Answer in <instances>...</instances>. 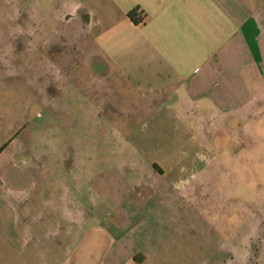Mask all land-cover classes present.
<instances>
[{
    "label": "rangeland",
    "instance_id": "obj_1",
    "mask_svg": "<svg viewBox=\"0 0 264 264\" xmlns=\"http://www.w3.org/2000/svg\"><path fill=\"white\" fill-rule=\"evenodd\" d=\"M21 6L0 0V264H264L261 86L217 135L120 82L99 90L53 51L48 79L15 89L16 41L27 61L33 38L13 26L43 22Z\"/></svg>",
    "mask_w": 264,
    "mask_h": 264
},
{
    "label": "crops",
    "instance_id": "obj_2",
    "mask_svg": "<svg viewBox=\"0 0 264 264\" xmlns=\"http://www.w3.org/2000/svg\"><path fill=\"white\" fill-rule=\"evenodd\" d=\"M32 4L31 16L43 22L12 30L33 38L31 57L38 60L50 48L65 67L88 71L90 84L99 90L120 82L122 88L140 91L150 106H180L182 118L220 127L216 135L226 128L227 116L239 123L246 119L243 112L256 105L259 86L264 97V0ZM134 10L143 22L133 24L127 17ZM26 11L18 0L15 16L27 18ZM209 111L215 113L208 116Z\"/></svg>",
    "mask_w": 264,
    "mask_h": 264
},
{
    "label": "flooded vegetation",
    "instance_id": "obj_3",
    "mask_svg": "<svg viewBox=\"0 0 264 264\" xmlns=\"http://www.w3.org/2000/svg\"><path fill=\"white\" fill-rule=\"evenodd\" d=\"M19 43L15 44V60H14V65H16L17 67L21 64L22 66H25L27 65V70H26V76H21V75H18L20 77H18L17 75L15 76H11L13 78V87L16 89L17 86L19 85V83H23V84H27L26 81H28L30 78L32 80H34L37 84L38 83H44L46 79H48L47 77H49L48 75L50 74L49 72H47L45 70V68H47L45 66V60H46V57H51L52 56V49L50 48H47L46 50H42L39 54H40V58L37 60L33 57H30L29 60L25 61L27 56H25V48H23L24 44L22 43V41H18ZM31 59V60H30ZM13 61V60H12ZM25 62V63H24ZM42 71V74L40 76H37L34 77V73H41ZM49 73V74H48ZM24 74V75H25ZM61 80H59V83L60 81H62L63 85L67 84V81L71 84V82L75 85L78 84V82L80 81L79 79H68L66 78L65 75H62V77H60ZM22 79V80H21ZM26 80V81H25ZM22 85V84H21ZM24 85V87H26ZM23 86V85H22ZM27 88V87H26ZM28 89V88H27ZM37 107L41 108L40 107V104L33 102V104L30 105V111H35L36 113V110H37ZM33 109V110H31ZM38 114V112L36 113ZM41 114H38L37 116H39ZM35 118V119H38L36 116L35 117H31L25 124L24 126L22 127L23 129H28L32 124V119Z\"/></svg>",
    "mask_w": 264,
    "mask_h": 264
},
{
    "label": "trees",
    "instance_id": "obj_4",
    "mask_svg": "<svg viewBox=\"0 0 264 264\" xmlns=\"http://www.w3.org/2000/svg\"><path fill=\"white\" fill-rule=\"evenodd\" d=\"M127 17L132 21L133 24H139L143 22V19L141 18L142 16L141 14L137 13V10L130 11Z\"/></svg>",
    "mask_w": 264,
    "mask_h": 264
}]
</instances>
